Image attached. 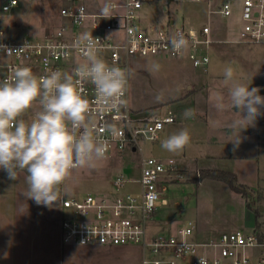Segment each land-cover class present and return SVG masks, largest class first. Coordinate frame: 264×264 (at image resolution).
Segmentation results:
<instances>
[{
  "label": "rangeland",
  "instance_id": "374dc122",
  "mask_svg": "<svg viewBox=\"0 0 264 264\" xmlns=\"http://www.w3.org/2000/svg\"><path fill=\"white\" fill-rule=\"evenodd\" d=\"M6 0H0V7ZM20 6L9 14L0 11V28L8 35L19 39L24 34L42 36L58 25V10L62 0H18ZM103 0H96L102 2ZM223 1L231 6V15L222 17L215 10ZM241 0H155L146 9L158 26L166 27L173 21V27L197 29L205 24L210 27L214 42L208 48L209 61L203 68H194L186 57L181 58H137L131 59L128 69L129 104L137 117L146 116L156 109L161 113L171 111L176 121L165 125L154 142L141 141V152H127L113 155L98 162L95 168H79L72 171L60 186V192L67 196L91 193L105 196L108 191L116 194L137 190V184L125 183L118 191L112 181L118 174L127 179L139 177L141 158L154 157L174 160L178 178L170 176L159 185L160 205L154 220L149 224L150 233L173 231L187 221L194 222L199 239L215 237L222 231L238 229L251 232L253 219L246 203L253 208L261 206L264 218V114L257 117L253 131H257L259 145L253 138L239 134L241 143L234 151L235 135L225 136L224 127L232 120L239 119V110L229 108L218 112L214 107L217 95H227L231 82L225 83L224 70L232 67L234 80L258 87L264 96V44H244L237 41L240 21ZM159 65L157 69L155 65ZM194 76V78L192 77ZM157 95L161 96L159 101ZM190 96V97H189ZM186 109H192L194 116L185 117ZM264 113V107H261ZM187 129L190 143L182 151L169 152L162 142L175 132ZM212 138L215 142L208 140ZM226 139V144L224 143ZM224 155L230 158L222 159ZM180 165V166H179ZM201 169H219L236 174L237 183L247 187V197L231 191L226 184L203 179L194 181ZM26 171H18L17 179H9L0 169V189L18 190L26 193ZM8 182V183H6ZM253 186V187H251ZM252 201V202H251ZM251 212V211H250ZM62 215L64 211L61 210ZM162 220L163 225L155 223ZM67 247H76L64 245ZM123 247V246H119ZM108 248V247H106ZM116 252H115V251ZM109 251V250H108ZM114 252L116 254H114ZM117 252L120 254L117 255ZM131 247L114 248L112 252L89 254L83 264H130L135 258ZM258 252L257 254H259ZM128 260V261H127ZM223 264H228L224 261ZM254 264V263H252Z\"/></svg>",
  "mask_w": 264,
  "mask_h": 264
},
{
  "label": "built area",
  "instance_id": "2783aa9c",
  "mask_svg": "<svg viewBox=\"0 0 264 264\" xmlns=\"http://www.w3.org/2000/svg\"><path fill=\"white\" fill-rule=\"evenodd\" d=\"M153 1L62 0L58 25L42 36L24 34L15 39L0 28V46H4L0 47V79L10 78L17 67H28L38 77L51 71L72 74L78 64L86 61V49L78 45L85 33L99 39L98 43L94 41L96 54L110 66L129 69L131 59L186 57L192 67H205L208 48L214 42L210 27H173V21L166 27L158 26L146 12ZM109 2L113 5L112 17L103 18L100 9ZM19 6L18 0H6L0 11L9 14ZM214 12L230 16V3L223 1ZM239 16L236 42L264 44V0H241ZM175 33H182L188 41V47L180 52L173 51L169 43ZM77 87L89 101L96 134L106 143V158L141 152V141H156L164 126L176 121L171 111L137 117L129 104V86L125 104L111 111L95 103V88L90 82L81 81ZM38 110L39 105H34L23 118L30 121ZM107 125L115 127V137ZM170 176L179 177L174 160L147 157L140 160L136 180L118 174L112 181L115 191L127 182L137 184L136 191H108L105 196H67L60 192V200L54 204L64 211L61 243L88 248L136 246L142 254L139 264H264V243L257 241L253 230H225L215 237L199 239L194 222L187 221L173 231L150 233L148 226L160 205L159 185Z\"/></svg>",
  "mask_w": 264,
  "mask_h": 264
},
{
  "label": "clouds",
  "instance_id": "9594fccd",
  "mask_svg": "<svg viewBox=\"0 0 264 264\" xmlns=\"http://www.w3.org/2000/svg\"><path fill=\"white\" fill-rule=\"evenodd\" d=\"M112 9L110 2L105 3L100 16L112 17ZM80 11L83 13V9ZM94 41L98 43L99 39L88 33L79 38L78 45L86 49V61L78 64L72 74L51 71L38 77L28 67H17L10 78L0 79V169L12 180L17 179L18 171H26L28 190L24 195L37 205L52 207L60 200V186L73 170L95 168L106 158V143L96 134L89 101L77 84L88 81L94 86L95 103L102 110L111 111L125 104L128 69L110 66L96 54ZM169 43L175 52L188 47L182 33L173 34ZM224 78L231 86L226 97L217 95L214 107L218 112L234 107L239 110L236 113L240 118L228 126L236 136L230 141L235 151L241 143L240 132L264 114L260 110L264 96L259 95L258 87L235 81L232 67L224 70ZM160 99L157 95L156 100ZM37 104L34 118L25 120L24 115ZM184 116H194L193 110L186 109ZM107 130L115 137L114 126L107 125ZM189 143V132L181 129L165 139L162 147L175 153Z\"/></svg>",
  "mask_w": 264,
  "mask_h": 264
},
{
  "label": "crops",
  "instance_id": "0c3cea01",
  "mask_svg": "<svg viewBox=\"0 0 264 264\" xmlns=\"http://www.w3.org/2000/svg\"><path fill=\"white\" fill-rule=\"evenodd\" d=\"M192 77L194 78L193 75ZM222 130L225 136L235 135L229 131V127H224ZM240 134L249 136L250 140L256 137L252 141L256 148L258 147L259 137L257 131H253V127H247ZM208 141L213 143L215 139L210 138ZM224 143H227L226 139ZM221 158L226 159L230 156L224 155ZM6 186L9 187L8 184ZM7 187L0 189V264H83L82 257L89 254L112 252L114 248L127 247L136 251L135 258L127 261L130 264L140 263L142 254L136 246L108 248L64 246L60 240L62 216L60 207L56 204L52 207L37 205L34 200L25 197V193L12 191ZM247 213L253 219L251 225L253 229L254 216L250 211ZM155 223L163 225L162 220ZM119 254L117 252V255Z\"/></svg>",
  "mask_w": 264,
  "mask_h": 264
},
{
  "label": "trees",
  "instance_id": "16d2710c",
  "mask_svg": "<svg viewBox=\"0 0 264 264\" xmlns=\"http://www.w3.org/2000/svg\"><path fill=\"white\" fill-rule=\"evenodd\" d=\"M203 179L220 181L226 184L234 193L239 194L244 198L247 197V187L237 183V177L233 172L219 169H201L198 171L194 181L197 182ZM246 208L250 210L254 216L253 232L256 235L257 241L259 243H264V218L260 221L262 213L259 210V206L253 208V203H246Z\"/></svg>",
  "mask_w": 264,
  "mask_h": 264
},
{
  "label": "water",
  "instance_id": "95a60500",
  "mask_svg": "<svg viewBox=\"0 0 264 264\" xmlns=\"http://www.w3.org/2000/svg\"><path fill=\"white\" fill-rule=\"evenodd\" d=\"M160 113L159 109H156L155 111H152L150 115H158ZM259 210H261V206H259Z\"/></svg>",
  "mask_w": 264,
  "mask_h": 264
},
{
  "label": "flooded vegetation",
  "instance_id": "af4514ba",
  "mask_svg": "<svg viewBox=\"0 0 264 264\" xmlns=\"http://www.w3.org/2000/svg\"><path fill=\"white\" fill-rule=\"evenodd\" d=\"M150 114V113H149Z\"/></svg>",
  "mask_w": 264,
  "mask_h": 264
}]
</instances>
